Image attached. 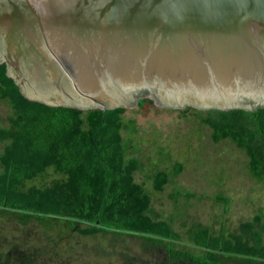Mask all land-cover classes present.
I'll return each instance as SVG.
<instances>
[{"label": "water", "instance_id": "95a60500", "mask_svg": "<svg viewBox=\"0 0 264 264\" xmlns=\"http://www.w3.org/2000/svg\"><path fill=\"white\" fill-rule=\"evenodd\" d=\"M0 63L52 106L253 110L264 0H0Z\"/></svg>", "mask_w": 264, "mask_h": 264}, {"label": "trees", "instance_id": "16d2710c", "mask_svg": "<svg viewBox=\"0 0 264 264\" xmlns=\"http://www.w3.org/2000/svg\"><path fill=\"white\" fill-rule=\"evenodd\" d=\"M0 100L9 106L0 125V216L22 225L35 220L50 229L63 221L68 231L83 235L140 237L163 246L173 262L264 264L260 213L228 233L197 223L190 237L198 251L174 245L179 232L152 213L151 194L135 179L142 162L135 155L136 120L125 118L126 107L80 109L28 99L7 75L5 63H0ZM145 101L153 102L141 97L138 105ZM194 109L211 129L212 141L234 143L246 154L250 174L264 179V107ZM181 168L177 162L171 172L156 170L153 188L162 190ZM48 174V182L29 184Z\"/></svg>", "mask_w": 264, "mask_h": 264}, {"label": "rangeland", "instance_id": "374dc122", "mask_svg": "<svg viewBox=\"0 0 264 264\" xmlns=\"http://www.w3.org/2000/svg\"><path fill=\"white\" fill-rule=\"evenodd\" d=\"M186 107L145 101L127 105L124 115L136 120L135 155L142 168L135 179L151 194L152 213L179 232L175 246L198 251L190 237L197 223L228 233L257 213L264 217V179L250 174L246 154L234 143L212 141L211 129L197 118L195 107ZM8 113L9 106L0 100V125ZM177 162L181 171L155 190L154 172H171ZM50 179L48 174L29 184ZM60 222L50 229L35 220L22 225L15 217L0 216L1 264H186L173 262L163 246L140 237L83 235Z\"/></svg>", "mask_w": 264, "mask_h": 264}]
</instances>
